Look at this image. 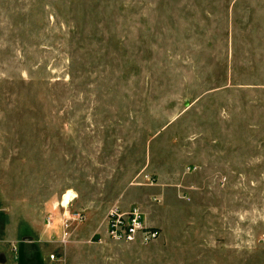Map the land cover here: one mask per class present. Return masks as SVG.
Here are the masks:
<instances>
[{
  "label": "rangeland",
  "instance_id": "1",
  "mask_svg": "<svg viewBox=\"0 0 264 264\" xmlns=\"http://www.w3.org/2000/svg\"><path fill=\"white\" fill-rule=\"evenodd\" d=\"M127 204L157 241L105 238ZM3 224L17 264H264V0H0Z\"/></svg>",
  "mask_w": 264,
  "mask_h": 264
},
{
  "label": "built area",
  "instance_id": "2",
  "mask_svg": "<svg viewBox=\"0 0 264 264\" xmlns=\"http://www.w3.org/2000/svg\"><path fill=\"white\" fill-rule=\"evenodd\" d=\"M105 238L114 242L134 243L141 242L149 244L160 238L158 229L148 226L145 214L138 206H131L122 209L118 206H111L104 219ZM101 239L98 243H101ZM49 264H58L57 254L48 256Z\"/></svg>",
  "mask_w": 264,
  "mask_h": 264
},
{
  "label": "crops",
  "instance_id": "3",
  "mask_svg": "<svg viewBox=\"0 0 264 264\" xmlns=\"http://www.w3.org/2000/svg\"><path fill=\"white\" fill-rule=\"evenodd\" d=\"M123 205H121V206H119L120 208H122V209H128V208H130L131 206H135L134 204H130V205H128L127 204V208H123L122 207ZM141 210H142V207L140 206L139 207ZM142 212L144 213V210H142ZM145 214V213H144ZM145 217H146V215H145ZM146 223L148 224V226H151V227H153L152 226V224L150 223V221L148 220H146ZM103 227H105V224L103 223ZM0 231H3L4 233H6V234H8L9 236H10V234L12 233V236H16L17 234V228H16V225L13 227V228H11V226H10V224L8 225V227H7V225H5V224H3V225H0ZM103 237V236H102ZM104 238V237H103ZM16 240V239H15ZM12 241V240H6V242L5 241H2V240H0V245H3L4 243H8L10 246H11V244H12V247H14V242H17V241ZM15 248V247H14ZM2 252H0V261L1 260H5V259H9L8 260V264H17V261H18V257L15 255V256H13V257H10V256H6L5 254H3ZM6 262H7V260H5Z\"/></svg>",
  "mask_w": 264,
  "mask_h": 264
}]
</instances>
